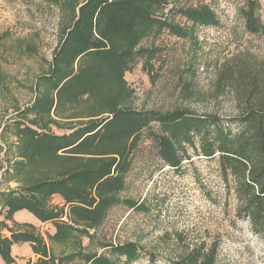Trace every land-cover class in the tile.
Returning a JSON list of instances; mask_svg holds the SVG:
<instances>
[{
    "label": "trees",
    "instance_id": "obj_1",
    "mask_svg": "<svg viewBox=\"0 0 264 264\" xmlns=\"http://www.w3.org/2000/svg\"><path fill=\"white\" fill-rule=\"evenodd\" d=\"M167 3L85 0L81 4L51 68L36 82L33 103L20 113L27 125L15 121L11 126L16 135V156L5 175L9 182L19 185L16 190L0 193V205L6 210L0 231L5 229L9 234L0 232L3 264H15L10 250L19 243L31 244L32 252L39 257L35 264H65L73 259L116 264L103 254L86 253L82 238L94 241L95 231L116 205L149 212L143 201H121L120 194L125 189L131 155L144 131H152L153 123L159 125L161 133H151L150 137L156 141L157 156L163 164L180 170L183 162L190 160L187 147L213 160L224 188H233L236 218L246 221L256 237L264 238V62L254 63L247 58L226 64L227 87L234 92L239 107L238 116L226 124L217 115L197 116L187 109L168 113L121 109L115 95L123 88L122 73L134 58L144 53L151 58L156 52H135L142 39L164 29L179 38L189 35L182 26L152 18ZM258 10L257 0H248L239 15L247 33L264 36ZM177 13L193 27L219 24L206 6L181 8ZM117 41L126 43L129 50L118 52L114 48ZM98 94L103 96L96 101ZM82 104L79 114L62 118L77 120V130L61 136L50 132L49 126L58 125L55 119H60L65 106L73 110ZM54 195L62 198V208L50 205ZM21 210L41 223L53 224L55 233L49 240L75 242L77 249L55 259L35 227L12 222L13 215ZM6 220L13 223L12 228ZM103 248L123 257L124 264L137 261L142 251L134 242ZM216 252L215 245L194 248L176 264H215ZM147 256L154 260V256Z\"/></svg>",
    "mask_w": 264,
    "mask_h": 264
},
{
    "label": "rangeland",
    "instance_id": "obj_2",
    "mask_svg": "<svg viewBox=\"0 0 264 264\" xmlns=\"http://www.w3.org/2000/svg\"><path fill=\"white\" fill-rule=\"evenodd\" d=\"M84 1L0 0V193L16 190L19 185L9 182L5 175L16 156V135L11 126L15 121L27 125L20 113L33 103L36 82L51 68ZM247 1L168 0L152 18L182 26L189 35L179 38L164 29L140 41L135 52H156L151 58L145 53L136 56L122 73L123 88L115 93L121 109L160 113L187 109L197 116L217 115L223 123L238 116L235 94L227 87L226 64L247 58L254 63L264 62V36L247 33L239 15ZM257 2V14L264 23V2ZM199 6L212 10L219 24L193 27L177 13L181 8ZM114 48L118 52L129 50L121 41ZM102 96L96 95L95 100ZM83 107L71 110L65 106L60 119H55L58 125L49 126L50 132L61 136L77 130V120L62 118L79 114ZM151 128V132L144 131L131 155L125 189L120 194L121 201H143L149 212L132 211L122 204L112 207L95 231L94 241L82 238L86 253L97 252L116 264H124L123 257L118 258L103 246L134 242L142 251L131 264H176L194 248L215 245V264H264V238L256 237L246 221L236 218L233 188H224L215 162L187 147L190 160H185L180 170L167 167L157 156L156 141L150 137L151 133L160 134V127L153 123ZM54 196L50 205L62 208V198ZM5 211L0 205V222ZM0 232L8 235L5 229ZM45 236L55 259L77 249L75 242H56ZM65 264L92 263L73 259Z\"/></svg>",
    "mask_w": 264,
    "mask_h": 264
},
{
    "label": "crops",
    "instance_id": "obj_3",
    "mask_svg": "<svg viewBox=\"0 0 264 264\" xmlns=\"http://www.w3.org/2000/svg\"><path fill=\"white\" fill-rule=\"evenodd\" d=\"M55 197L56 196H54V198ZM56 203H57V200H56ZM62 204H63V201L60 204V206H63ZM65 210H67V208ZM12 222H14L17 225H21V226L28 225V226L35 227L36 233L40 234V236L44 238L47 244V247L49 248L47 236L45 235L47 234L48 236H53L55 233V228L51 222L41 223L35 218L34 215H31L25 210H21L15 213L12 217ZM9 227L12 228L13 226H9ZM14 230H16V228H14ZM44 231L46 234L44 233ZM10 253L12 254L15 264H34L38 257V255L32 252L31 244L29 243H19L17 245H13L11 247ZM0 264H3L1 258H0Z\"/></svg>",
    "mask_w": 264,
    "mask_h": 264
},
{
    "label": "built area",
    "instance_id": "obj_4",
    "mask_svg": "<svg viewBox=\"0 0 264 264\" xmlns=\"http://www.w3.org/2000/svg\"><path fill=\"white\" fill-rule=\"evenodd\" d=\"M264 2V0H262Z\"/></svg>",
    "mask_w": 264,
    "mask_h": 264
}]
</instances>
